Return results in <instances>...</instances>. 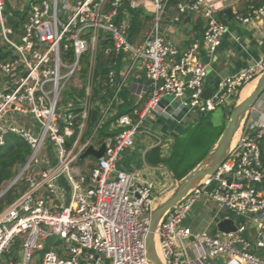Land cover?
Instances as JSON below:
<instances>
[{
  "label": "built area",
  "instance_id": "2783aa9c",
  "mask_svg": "<svg viewBox=\"0 0 264 264\" xmlns=\"http://www.w3.org/2000/svg\"><path fill=\"white\" fill-rule=\"evenodd\" d=\"M237 2L0 0V48L8 54L0 61V147L13 134L30 148L0 191L1 200L23 187L12 202L0 206V264H151L145 238L154 183L118 170L117 164L143 133L146 118L173 120L179 112L232 108L263 73L264 58L220 80L203 98L207 66L201 51L212 54L220 46L227 31L217 19L223 4L239 25L264 20V0L245 14ZM128 9L150 16L136 35L130 32ZM12 12L25 16L19 32L7 26L6 14ZM195 15L204 22L202 34L181 49L172 36ZM99 51L108 59L103 81L96 75ZM137 71L148 82L147 96L117 117L121 92ZM177 100L173 112L162 105ZM95 111L97 121L90 125ZM108 121L107 135L100 139ZM249 123L241 126L217 171L165 214L156 234L163 264H218V259L222 264H264V110ZM101 146L99 159L81 158ZM200 200L231 212L236 231L211 234L185 225Z\"/></svg>",
  "mask_w": 264,
  "mask_h": 264
},
{
  "label": "crops",
  "instance_id": "0c3cea01",
  "mask_svg": "<svg viewBox=\"0 0 264 264\" xmlns=\"http://www.w3.org/2000/svg\"><path fill=\"white\" fill-rule=\"evenodd\" d=\"M262 1L239 0L236 8L239 12L245 14L248 7L259 6ZM229 7L227 4H223L222 11L220 12ZM193 17L191 16L190 19L186 18L176 28V33L172 36L173 41L181 49L188 48L193 39L200 38L202 34L204 22L201 18L195 19ZM224 19L225 21L218 19L226 25L227 31L222 37L220 46L216 52L208 54L203 50L201 51V58L207 66V76L204 81L205 92H212L220 80L233 76L264 58L263 19L258 18L247 26L239 25L233 19L229 21L226 16ZM119 71H123V66L120 67ZM147 90L148 82L144 74L138 71L133 72L127 79L126 86L121 92L117 110L124 103V100L128 102V110L130 107L135 106L139 100L144 101L147 96ZM123 92H126L125 97L123 96ZM241 96H243L242 93L240 94ZM175 102L165 101L162 105L166 111L173 112L176 110ZM228 108L230 109L231 107L223 108V111ZM263 110L264 94L250 109L246 120H249V122L255 121L258 111ZM191 119L192 114L185 115L183 112L177 113V116L173 120L163 117L146 118L144 120L143 133L137 136L138 138L135 140L134 146L122 154L117 164V169L128 173L140 174L152 180L155 187L154 190H157L156 193H158L163 176L161 169H165V167L161 165L162 163L157 162V160L165 159L171 153L176 136L188 125ZM207 203L209 202L203 200L204 205ZM213 212H217L218 214L212 215L208 228L202 230L208 231L211 234H213L214 226L218 221L234 218L231 212L221 210L220 208L216 211L213 209Z\"/></svg>",
  "mask_w": 264,
  "mask_h": 264
},
{
  "label": "trees",
  "instance_id": "16d2710c",
  "mask_svg": "<svg viewBox=\"0 0 264 264\" xmlns=\"http://www.w3.org/2000/svg\"><path fill=\"white\" fill-rule=\"evenodd\" d=\"M258 7V6H256ZM128 13L131 17V27L130 32L131 35H136L140 30L145 27V24L150 20V16L145 14L141 9H128ZM121 14V13H120ZM218 19L225 21V16L223 12L218 13ZM25 16L22 13L12 12L11 14H6V23L8 27H11L15 32H19L21 25L23 24ZM105 42L104 44H107ZM104 45L100 47L102 49ZM8 58V54L5 49L0 48V61ZM108 65V59L104 58L99 51V60L96 67V75L100 76V80L103 81L105 78V74L107 72L106 66ZM95 93H98V90H95ZM123 96H126V92H123ZM125 99V98H124ZM128 102L124 100V103L121 104L118 108L117 117L128 112ZM212 113V112H211ZM211 113L199 114L197 118L198 121L195 124H189L186 126L179 135L175 138V143L173 144L172 152H171V161L170 164H176V168L180 164H194L187 173L181 176H175L174 180L179 181L183 177H185L198 163H200L205 156L208 154L211 147L217 141L219 136L223 131V126L215 127L211 125L209 120ZM196 119V120H197ZM97 121V112H93L91 117V124H94ZM109 125V121L106 122L103 127L100 129L99 134L97 135L100 139L107 135V128ZM210 145L207 148V144ZM204 148V149H203ZM201 153L202 156L195 163H190V158L194 157L196 153ZM30 153L29 145L20 139L19 137L8 134L4 138V145L0 147V191L2 186L9 182L17 173V170L22 167L26 158ZM262 161L264 163V150L261 154ZM176 160V162L174 161ZM190 160V161H189ZM189 161V162H188ZM20 191L23 190V187H20ZM18 194L11 196L10 193H7L0 200V206L3 204H9L12 202ZM17 247L18 242L16 241L10 258L13 261L17 260ZM9 258V257H7Z\"/></svg>",
  "mask_w": 264,
  "mask_h": 264
},
{
  "label": "water",
  "instance_id": "95a60500",
  "mask_svg": "<svg viewBox=\"0 0 264 264\" xmlns=\"http://www.w3.org/2000/svg\"><path fill=\"white\" fill-rule=\"evenodd\" d=\"M226 18L230 21L232 19L231 9L227 8L223 11ZM193 18L200 19L199 15ZM190 19V18H188ZM256 85L251 94L244 100L238 101L234 104L229 112V119L226 123L221 135L209 150L205 158L198 163L185 177L177 181L179 184L168 198H166L157 208H153L150 213L148 231L145 238L146 258L151 264H163L156 253V234L165 214L187 193L193 189L202 179L213 175L219 166L225 161L228 156L232 140L235 134L244 124L250 109L258 102L264 94V71L257 77ZM211 92H205L203 98H207ZM104 147L101 146L98 150L88 149L81 158L91 156L95 159L102 157ZM236 228L231 219H223L218 221L214 226L213 234L216 233H232ZM218 264H222L221 260H217Z\"/></svg>",
  "mask_w": 264,
  "mask_h": 264
},
{
  "label": "rangeland",
  "instance_id": "374dc122",
  "mask_svg": "<svg viewBox=\"0 0 264 264\" xmlns=\"http://www.w3.org/2000/svg\"><path fill=\"white\" fill-rule=\"evenodd\" d=\"M173 14H174V12L170 11V16ZM175 103H176V109H177V107L179 105V101L177 100ZM230 111H231V108L230 109L228 108L225 111H223V109H220V108L216 109L214 112H212L210 114V117H209L211 125H213L215 127L223 126V129H224L226 123L228 122ZM198 117H199V114L192 115V119L189 120L188 125L189 124H195L198 121V119H197ZM249 124H250L249 120H245L244 126L246 127ZM237 135H238V132H237ZM137 138L138 137H136V139ZM174 143H175V140H174ZM210 143L211 142H209L207 144V146L204 148H207L210 145ZM172 148H173V146H172ZM172 148H171V152H172ZM201 153H204V152L196 153V155L194 157H191L190 158L191 161L189 160L190 163H195L197 160H199L202 156ZM170 159H171V153L165 159H158L157 160V162L162 163L161 165H163L165 167V169H161V171H163V176H162V179L160 182L161 186H160L158 193H156L157 190L153 191L154 208H157L166 198H168L171 194H173L174 190L177 188V185L179 184V182L174 180V178H173L174 175L175 176H181V175L187 173L189 171V169L194 165V164H187V162H186L185 164H180L176 168V164H170V163H172V161ZM174 161L176 162V160H174ZM154 177H156V176H154ZM154 180H155V178H154ZM19 187H17V189L9 191L8 193H10L11 196L18 194L19 189H20ZM3 189H4V187H3ZM213 209L215 211L218 210L219 205H217L216 203H213V202H209V203L204 205L203 200H200L198 203H196L194 205L191 214L189 215V217L185 221V225L191 226L193 230L196 229L198 231H202L204 229H207L208 223L212 219V215L214 216L217 213V212H213Z\"/></svg>",
  "mask_w": 264,
  "mask_h": 264
},
{
  "label": "bare ground",
  "instance_id": "6f19581e",
  "mask_svg": "<svg viewBox=\"0 0 264 264\" xmlns=\"http://www.w3.org/2000/svg\"><path fill=\"white\" fill-rule=\"evenodd\" d=\"M255 85H256V81H253L252 83L248 84V85L242 90L241 93H242L243 96H241V97L239 98V102L242 101V100H244L246 97H248V96L251 94V92L253 91ZM252 88H253V89H252ZM236 137H237V133L235 134V136H234V138H233V140H232L231 145H232V144L234 143V141L236 140ZM155 248H156V253H157V255H158V254H159L158 247L156 246ZM158 256H159V255H158Z\"/></svg>",
  "mask_w": 264,
  "mask_h": 264
}]
</instances>
